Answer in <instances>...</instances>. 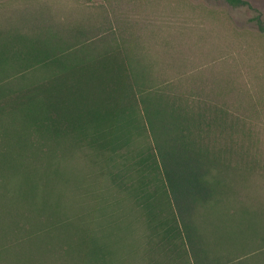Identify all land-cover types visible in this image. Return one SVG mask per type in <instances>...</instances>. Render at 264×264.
Masks as SVG:
<instances>
[{"label":"trees","instance_id":"16d2710c","mask_svg":"<svg viewBox=\"0 0 264 264\" xmlns=\"http://www.w3.org/2000/svg\"><path fill=\"white\" fill-rule=\"evenodd\" d=\"M25 1L0 6V202H20L8 185L20 160L52 174L88 154L128 216L100 202L112 214L71 236L14 226L0 264H264V143L243 108L254 97L225 61L178 48L201 51L208 22L185 30L122 0ZM40 184L50 202L54 180Z\"/></svg>","mask_w":264,"mask_h":264},{"label":"rangeland","instance_id":"374dc122","mask_svg":"<svg viewBox=\"0 0 264 264\" xmlns=\"http://www.w3.org/2000/svg\"><path fill=\"white\" fill-rule=\"evenodd\" d=\"M24 1L0 0V6ZM65 1L72 6L74 0ZM81 1L90 4L102 2ZM245 1L251 6L250 9H234L222 2L211 0H122L130 15L144 11L152 15H162L168 18L167 21H177L175 26L184 29L189 26L197 27L196 24L202 21L204 24L208 22L207 27L214 34L202 46L201 51L194 55L195 50L189 48L185 42H180L182 44L178 48L195 62L204 60L218 64V61H225L230 66L229 69L238 74V81L254 97L251 100L248 98L243 108L253 114L260 132L258 139L264 143V34L259 32L252 20L259 14L264 21V0ZM253 103L257 104L258 114L252 112ZM79 155L80 161L72 160L59 173L52 174L33 165L28 167L20 160V171L8 183L11 188H20V202H0V227L7 228L5 231L0 230V237L19 234L18 231L11 233L14 226L20 228V237L28 235L43 238L62 234L71 236L86 223L94 219H105L112 214L104 210L100 202H107V206L115 214L124 218L128 216L123 205L114 202L129 201L124 200L110 185L100 167L91 170L85 163L88 159L92 162L94 157L88 154ZM47 176L54 180L55 187L49 188L47 193L50 202H39L43 188L40 182ZM29 250L20 245V255L27 254Z\"/></svg>","mask_w":264,"mask_h":264}]
</instances>
